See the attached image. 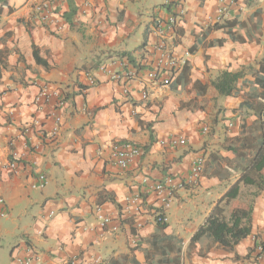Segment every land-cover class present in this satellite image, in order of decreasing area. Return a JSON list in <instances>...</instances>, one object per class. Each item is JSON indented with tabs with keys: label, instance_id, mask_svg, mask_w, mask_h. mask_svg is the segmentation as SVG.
<instances>
[{
	"label": "crops",
	"instance_id": "crops-1",
	"mask_svg": "<svg viewBox=\"0 0 264 264\" xmlns=\"http://www.w3.org/2000/svg\"><path fill=\"white\" fill-rule=\"evenodd\" d=\"M220 1L185 0L183 20L161 37L156 22L171 16L165 0H67L66 16L70 2L76 12L58 36L32 21L31 0H9L11 10L0 14V264H264V192L253 202L251 235L236 247L224 249L209 237L193 242L239 178L244 161L227 147L244 122L250 126L240 114V125L231 119L242 112V95L220 96L211 83L264 58V30L256 22L264 0H224L232 5L219 20ZM232 21L243 25L236 35L252 39L234 41L214 28ZM161 40L190 68L169 87L146 77ZM218 40L222 47L210 46ZM34 50L48 67L36 63ZM102 66L137 75L112 81ZM87 75L97 78L96 86H87ZM42 84L72 99L55 135L53 105L34 103ZM172 137L187 145L163 144ZM125 143L142 155L122 171L111 149ZM199 156L203 174L188 183ZM166 177L179 185L159 231L155 213L162 202L145 180ZM241 197L242 205L251 202L246 189ZM156 235L173 237L175 249L166 243L156 250Z\"/></svg>",
	"mask_w": 264,
	"mask_h": 264
},
{
	"label": "trees",
	"instance_id": "trees-1",
	"mask_svg": "<svg viewBox=\"0 0 264 264\" xmlns=\"http://www.w3.org/2000/svg\"><path fill=\"white\" fill-rule=\"evenodd\" d=\"M7 9L11 10L9 0H0V14ZM75 12V6L70 2V12L67 16L65 14V18L71 22ZM241 24L237 21H232L227 22L223 26L216 24L214 28L225 29L234 41H250L252 39L251 35H248L249 37L247 38L236 35L235 29L243 26ZM211 28L209 26L208 31ZM210 46L222 47L223 40L212 42ZM194 51L195 47L192 49V52ZM34 58L38 65L48 67L47 61L39 56L37 50H34ZM4 68L5 63L1 52L0 79ZM189 70V65L186 63L182 69L180 80L187 78ZM211 85L223 97H238L242 95L243 102L240 105V109L250 112L256 117L254 125L248 126L244 122L240 137L235 139L236 142L234 144L227 147L228 151H232L244 161L239 178L230 185L226 194L217 202L205 224L193 238L195 243L203 237H209L214 243L219 244L224 249H233L242 240L251 235L253 202L264 192V58L257 63V66H250L238 72H222ZM243 189L247 190V195L251 198V202L247 205L245 204V206L242 205L243 201L241 200ZM164 216L165 213L162 208L155 213L159 231H163L167 227V224L163 222ZM172 241L173 237H164L159 240L156 235L152 245L158 250L167 243L168 250H174L175 246L174 244L171 245Z\"/></svg>",
	"mask_w": 264,
	"mask_h": 264
},
{
	"label": "built area",
	"instance_id": "built-area-1",
	"mask_svg": "<svg viewBox=\"0 0 264 264\" xmlns=\"http://www.w3.org/2000/svg\"><path fill=\"white\" fill-rule=\"evenodd\" d=\"M31 19L34 23H37L39 26L47 29L54 35H61L66 26L65 18V4L67 0H31ZM185 0H165L164 6L170 9L171 16L169 19L164 22L158 20L156 22V30L158 34L163 37L165 30H173L178 24L183 20L185 15V9L183 7ZM232 4L225 2L224 0L220 1L218 6V18L222 19L229 11V8ZM156 49L159 51V56L156 63L150 69L146 77L148 80L157 87H169L175 76L181 72L182 68L186 64L185 62L179 61L172 53L171 49L167 47L164 40L158 41ZM100 71L107 74L112 81H122L124 78H133L136 77L137 72H127L126 74L115 72L107 66H102ZM87 86L94 87L97 85V78L94 75H87ZM142 100L146 101L149 98L147 91L142 93ZM72 99L66 97L60 89H53L47 84H42L39 86L38 93L35 97L34 103L37 106L40 105H50L52 104L54 109L51 112V118L53 120V126L51 129V134L55 135L59 132L60 126L63 118V111L70 104ZM208 129L205 128L203 132H207ZM163 144H168L170 147H178L187 145V140L179 137H172L168 141H164ZM112 152V161L113 164L122 171L129 169L130 165L142 155V150L132 144L125 143L122 145H114L111 149ZM16 157L17 154H13ZM12 155V157H13ZM13 157V158H14ZM205 159L203 156L197 157L195 160L190 174L185 180L188 183H195L202 176L204 171ZM11 167L14 168L15 164H11ZM46 182L44 176L40 177L39 187H43ZM145 183L157 193L160 197L159 199L162 202L161 208L164 213L166 210L171 208L172 201L174 198L175 189L179 185L178 182L172 177H166L161 182L150 183V181L145 180ZM184 181H182V184ZM0 203L3 205L4 201L0 200ZM5 216V213L2 214ZM168 219L164 216L163 222L167 223ZM109 219L105 218L102 221V227L105 228L109 224ZM111 231H117V228H111ZM259 251H262V248H259ZM31 259L22 261L21 264H30Z\"/></svg>",
	"mask_w": 264,
	"mask_h": 264
},
{
	"label": "rangeland",
	"instance_id": "rangeland-1",
	"mask_svg": "<svg viewBox=\"0 0 264 264\" xmlns=\"http://www.w3.org/2000/svg\"><path fill=\"white\" fill-rule=\"evenodd\" d=\"M261 11V14L262 13H264V9L263 10H260ZM263 11V12H262ZM256 22L257 23H260V25H261V29L260 30H264V16L262 17V15L260 16V17H258V19H256ZM260 33H262V32H260ZM260 33H259V35H260ZM257 61L255 62V64L253 65V66H257ZM245 69H247V68H245ZM246 72H248L247 70H246ZM248 76H249V74H248ZM239 114L241 115V116H243L244 117V119H241V121H246L247 120V122H248V124L251 126V125H254V121L256 120V117H255V115H253L252 113H250V112H246V111H242L241 113H240V111L239 112H233V114H232V116H231V119L235 122V123H237L238 121H239V125L241 124V121H240V119H238V118H240L239 117ZM242 133V132H241Z\"/></svg>",
	"mask_w": 264,
	"mask_h": 264
}]
</instances>
